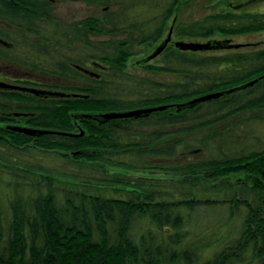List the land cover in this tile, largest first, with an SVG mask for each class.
Here are the masks:
<instances>
[{
  "label": "trees",
  "instance_id": "trees-1",
  "mask_svg": "<svg viewBox=\"0 0 264 264\" xmlns=\"http://www.w3.org/2000/svg\"><path fill=\"white\" fill-rule=\"evenodd\" d=\"M56 1L0 0V19L41 34L31 48L52 60L44 71L81 82L69 61L95 63L84 86L55 88L62 92L0 86V264H264V146L251 137L264 124V48L167 45L144 68L179 79L133 76L125 71L133 45L159 41L184 0H170L142 39L104 41L93 36L130 25L66 23L52 12ZM263 30L264 12L222 11L175 35ZM211 92L222 94L179 106Z\"/></svg>",
  "mask_w": 264,
  "mask_h": 264
},
{
  "label": "rangeland",
  "instance_id": "rangeland-1",
  "mask_svg": "<svg viewBox=\"0 0 264 264\" xmlns=\"http://www.w3.org/2000/svg\"><path fill=\"white\" fill-rule=\"evenodd\" d=\"M169 3L170 0H60L54 2L51 5V9L56 17L66 23L82 20L88 16H94L100 19L107 18L111 22H117L116 25L122 28L130 25L129 28L122 30L125 31L122 33L93 36V41H104L110 38L126 39L129 35L137 37V39H142L159 25L161 16L167 9ZM222 11H232L237 14L243 12L262 13L264 12V0L181 1L167 20L160 40L166 37L171 29V40L167 44L168 46H172L174 42L178 40L206 42L208 40L230 39L232 43L242 44L243 47H241V49L243 51H253L264 48V30L237 35L215 34L209 38H185L175 35V30L178 25H187L201 20L210 14ZM129 31L131 32L128 34ZM159 41L152 44L149 42L142 44L139 42L135 43L132 47L133 55L128 58L125 71L131 73L133 76H141L161 82L179 79V76L174 73L154 72L144 68L147 62H149V64H159L161 55L149 61H143L142 64L140 63V61L152 53ZM217 51H221L222 53L225 52V50L222 49ZM7 66L8 64L0 62V70L7 71V73L10 74V66ZM24 71V68L20 67L18 68L17 74L21 75ZM43 76V74H38L36 78H42ZM262 113L264 115V111ZM251 137L254 143L257 142L255 138H258L257 147L264 146V124L259 123L258 125H253Z\"/></svg>",
  "mask_w": 264,
  "mask_h": 264
},
{
  "label": "flooded vegetation",
  "instance_id": "flooded-vegetation-1",
  "mask_svg": "<svg viewBox=\"0 0 264 264\" xmlns=\"http://www.w3.org/2000/svg\"><path fill=\"white\" fill-rule=\"evenodd\" d=\"M40 36V33L36 34L20 30L5 22L4 19H0V62L8 64L11 69L10 74L7 71L0 70V83L18 87H36L60 91V89L55 88L84 86L86 84L84 82L85 77H94L95 63L92 60H87L84 65L69 61V66L74 68L76 72L81 73L80 77L83 78L81 82L78 81L77 73L58 75L44 71L46 67L52 66V60L47 58L42 50L31 48L34 42L40 39ZM74 53H76L75 50H73ZM20 67L24 68L25 71L23 74L18 75L17 72ZM42 67H44V70ZM38 74H43L44 76L36 78ZM88 85L89 83H87ZM18 125L20 124L13 122L10 127L16 129L19 128L17 127ZM22 126L26 127V125Z\"/></svg>",
  "mask_w": 264,
  "mask_h": 264
},
{
  "label": "water",
  "instance_id": "water-1",
  "mask_svg": "<svg viewBox=\"0 0 264 264\" xmlns=\"http://www.w3.org/2000/svg\"><path fill=\"white\" fill-rule=\"evenodd\" d=\"M171 33L172 30L167 33L166 37L158 43V45L154 48L152 53H150L145 59L142 61H149L155 57H157L162 51L165 49L167 44L171 40ZM174 46L177 47L180 50H189V51H203V50H213V49H219V48H239L242 46L240 43H232L230 39H223V40H208L206 42H194V41H182L178 40L174 42ZM254 81H250L248 84H252ZM1 87L5 88H20L18 86H12V85H6L3 83H0ZM222 92H211L204 95L197 96L182 105L179 106H192L198 102H203L210 100L212 98H216L220 96ZM166 106H154V107H147V108H138V109H132L127 111H120V112H107L102 114V118L105 120L108 119H114V118H127V117H139L142 115H147L153 111L162 110ZM23 131H26L28 133L34 134L36 133V130L33 129H22Z\"/></svg>",
  "mask_w": 264,
  "mask_h": 264
}]
</instances>
